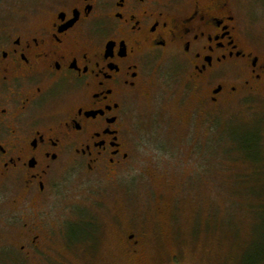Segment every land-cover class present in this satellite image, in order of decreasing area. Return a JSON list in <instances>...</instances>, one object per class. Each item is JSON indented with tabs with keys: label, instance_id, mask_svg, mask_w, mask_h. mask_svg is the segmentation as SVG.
I'll list each match as a JSON object with an SVG mask.
<instances>
[{
	"label": "flooded vegetation",
	"instance_id": "flooded-vegetation-1",
	"mask_svg": "<svg viewBox=\"0 0 264 264\" xmlns=\"http://www.w3.org/2000/svg\"><path fill=\"white\" fill-rule=\"evenodd\" d=\"M245 14L241 0H0V226L20 236L8 263L71 242V213L48 208L72 175L113 187L137 170L130 107L153 94V65L175 62L198 104L264 94V34ZM123 235L132 254L145 236Z\"/></svg>",
	"mask_w": 264,
	"mask_h": 264
},
{
	"label": "rangeland",
	"instance_id": "rangeland-1",
	"mask_svg": "<svg viewBox=\"0 0 264 264\" xmlns=\"http://www.w3.org/2000/svg\"><path fill=\"white\" fill-rule=\"evenodd\" d=\"M241 6L264 34V0ZM152 68L153 94L130 107L143 141L136 163L148 175L137 168L113 187L72 175L48 208L49 221L71 213L68 246L40 251L36 261L17 253L8 263L5 239L19 244L20 236L0 226V264H264V94L198 104L175 62ZM132 229L145 234L133 254L123 235Z\"/></svg>",
	"mask_w": 264,
	"mask_h": 264
}]
</instances>
